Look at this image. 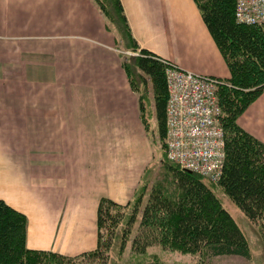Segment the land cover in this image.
Segmentation results:
<instances>
[{"label": "crops", "instance_id": "0c3cea01", "mask_svg": "<svg viewBox=\"0 0 264 264\" xmlns=\"http://www.w3.org/2000/svg\"><path fill=\"white\" fill-rule=\"evenodd\" d=\"M120 2L139 48L228 77L193 0ZM115 38L94 0H0V198L25 214L29 248H95L99 199L135 188L123 144L139 109ZM237 123L264 143V90Z\"/></svg>", "mask_w": 264, "mask_h": 264}, {"label": "trees", "instance_id": "16d2710c", "mask_svg": "<svg viewBox=\"0 0 264 264\" xmlns=\"http://www.w3.org/2000/svg\"><path fill=\"white\" fill-rule=\"evenodd\" d=\"M94 1L109 21V7L104 0ZM193 1L229 71L216 90L225 152L219 178L211 181L197 172L183 170L166 158L164 149L167 160H162L159 172L148 186L143 184L139 191L135 189L124 203L109 197L99 199L96 246L75 255L27 247L25 214L0 198V264H108L116 238L121 249L130 240L131 250L137 253L159 244L201 257L249 256L246 237L207 181L219 187L249 220L264 226V143L241 128L236 120L264 89V24L236 21L235 0ZM111 2L122 21L128 47L139 50L134 57L137 69L150 79L158 137L164 146L167 99L164 58L139 48L120 0ZM121 64L128 74L125 62ZM139 109L143 110L141 97ZM137 215L138 222L134 225ZM119 225L121 229L116 233Z\"/></svg>", "mask_w": 264, "mask_h": 264}, {"label": "rangeland", "instance_id": "374dc122", "mask_svg": "<svg viewBox=\"0 0 264 264\" xmlns=\"http://www.w3.org/2000/svg\"><path fill=\"white\" fill-rule=\"evenodd\" d=\"M104 2L106 3V7H109V26L117 37L118 48L121 50V62H125L129 75L125 72L124 68L123 70L127 76L131 90L137 95L138 109L139 97H141L143 104V110L139 109L138 113V130L140 132L134 130V124L133 126L131 125L132 134L129 139L126 138L124 140L123 144L125 173L129 172V175L132 176L136 183L131 193L132 196L135 189L139 191V188L143 184L147 186L150 184L157 172H159L162 160L167 159L164 156L163 141L158 137V127L154 112V96L150 79L146 74L138 70L135 65L134 57L137 56L139 50L138 48L134 50L128 47L129 40L125 35L118 12L111 0H104ZM162 61L165 62V67L169 65L168 60L162 59ZM217 79L219 81L218 84H221L222 78ZM207 183L212 186L221 205L233 217L246 237L249 246L248 257L239 255L201 257L198 253L163 248L159 244L149 245L143 252L137 253L131 250L130 240H127L121 249L120 240L116 238L109 251L108 264H264V226L258 221L249 220L219 187L211 181H207ZM134 198L135 196L132 199ZM137 222L138 215L134 225ZM120 229L121 225L117 226L115 232L117 233Z\"/></svg>", "mask_w": 264, "mask_h": 264}, {"label": "built area", "instance_id": "2783aa9c", "mask_svg": "<svg viewBox=\"0 0 264 264\" xmlns=\"http://www.w3.org/2000/svg\"><path fill=\"white\" fill-rule=\"evenodd\" d=\"M236 21L264 24V0H235ZM165 67V155L181 168L216 181L222 171L225 152L218 79L179 68Z\"/></svg>", "mask_w": 264, "mask_h": 264}, {"label": "water", "instance_id": "95a60500", "mask_svg": "<svg viewBox=\"0 0 264 264\" xmlns=\"http://www.w3.org/2000/svg\"><path fill=\"white\" fill-rule=\"evenodd\" d=\"M183 170L190 172V170H189V169H183Z\"/></svg>", "mask_w": 264, "mask_h": 264}]
</instances>
